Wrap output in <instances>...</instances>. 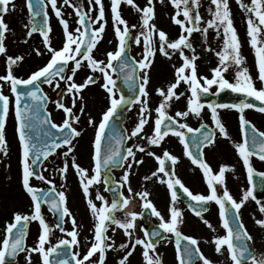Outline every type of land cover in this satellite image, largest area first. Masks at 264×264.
<instances>
[{
    "label": "snow or ice",
    "instance_id": "obj_1",
    "mask_svg": "<svg viewBox=\"0 0 264 264\" xmlns=\"http://www.w3.org/2000/svg\"><path fill=\"white\" fill-rule=\"evenodd\" d=\"M127 3L136 9L141 15V31L138 35H133L132 29L137 25L129 26L128 22L123 19L120 11V6ZM164 0H161L163 3ZM29 10L30 25H25L28 28L27 37H32L33 33L39 31L43 37L42 43L47 51L51 54L47 64L38 70L31 73L27 79L17 78L13 74V66L23 61V56H7L8 72L7 75L0 76V81L10 82L11 91L15 96V117L17 121V132L22 150V187L30 196L32 201V213L22 214L15 212L13 221L6 224L3 239L0 240V264H14L15 258L21 252L26 253L28 264H32V253H38L42 258V264H94L90 258L99 253V260L96 264H105L106 252L108 249L115 246L107 241L111 239L107 236L108 228L112 225L122 229L128 236L127 243H121L119 248L125 251V254L119 259L118 264H130V257L134 254L138 246H141L143 251V259L145 264H162V260L156 253V244L153 238L160 236V231L153 229L151 233L145 230V238L137 237L132 240L135 229V221L142 213L126 214L124 218H119L115 213L129 203L127 197L120 190L124 185H127L128 192H132L130 184V176L134 165L143 163L142 159H137V151L145 153L146 149L140 144H134L131 147L122 148L126 140L133 137H138L144 132L145 125L148 124V117L151 115L149 109L150 92L148 85L150 83L149 71L154 62L156 54V36L158 34V51L165 57H170L172 50H179L183 58V64L175 69L176 80L171 83L167 89L159 88L157 93L162 97V101L156 107L155 112V127L153 135L147 136L149 145H160L161 142L170 133L179 138L184 146L185 154L191 158L193 164L198 165L206 178L210 189L209 195L193 194L182 181L176 177L174 165L177 162V157L171 155L167 150L163 153V158L156 155L154 152L148 151L147 155L155 156L159 162V167L152 172L151 176L156 177L158 173H163V177H168L165 181L160 177L161 183H166L171 190L172 201L175 202L179 196L176 190L178 185L183 193L190 198L189 208L203 220L209 227L213 228L212 224L204 218L203 213L208 211L207 204L215 201L219 205V214L222 220V226L226 230L223 236L215 238L216 251L222 253L224 246L229 253L232 264H264V254H254L250 249L248 241L253 238L245 227L241 219V209L246 202L251 198L256 200L259 205L260 212L264 213V202L256 199L254 195V185L252 188L246 189L243 192L242 198L237 201L229 192L225 184V173L232 171L229 165H221L219 172L214 173L210 165L204 160L202 151L204 146L213 145L216 140L217 133L207 125L201 124L200 128H192L187 123H181L178 118L188 117L189 114L200 116L204 103L201 102V95L209 92L213 85H217V91L230 89L235 93H242L245 99L235 104H207L211 110L212 119L215 128L219 134L225 138H230L229 133L219 118L218 108L236 109L240 113V125L243 140L235 144L239 156L243 160V164L248 172L250 184L253 181L255 169L252 166L251 157L256 156L261 161H264V131H260L246 118L245 109H256L264 113V88L257 89L251 75L246 67H243V57L239 51V41L236 30L231 18V9L228 0H211L215 5V10L209 9L212 18L206 21L207 26L201 27L203 17L199 12V0H171V3L176 8V14L172 17L177 25L181 26L182 33L175 41H169L167 34L163 30H157L154 23H150L154 19L155 9L152 0H147V6L140 8L135 0H111L112 20L114 23L115 34L118 37L119 45L116 51H110L107 55V62L97 60L93 56V50L96 49L99 41L103 38L105 32L106 11L103 0H88L89 11H85L79 4H75L72 0H63V5L58 6V0H26ZM240 7L249 13L248 17V35L251 37V44L255 48L257 63L259 67V79L264 81V46H258V43L264 45V41H258V35L261 32V25H264V0H251V4L245 3V0H237ZM15 8L12 0H0V54H6L5 39L6 33L9 31V25L5 22V15ZM48 5L54 11L63 28L65 41L63 47L59 50L55 49L51 44L50 33L52 27L49 23ZM70 6L74 9L77 17L78 27L75 30L70 28L69 21L64 18L62 12L63 6ZM98 5V14L94 17L90 15L92 6ZM256 19L253 18V15ZM42 15V23L37 18ZM184 19H179V16ZM96 25V27H93ZM191 25V26H189ZM123 26V28H121ZM223 28L224 33V48L223 53L217 52L216 55L220 58V64L212 71V78L198 77L196 55L191 57L185 55L184 48L191 49L195 52L189 37L193 32H201L205 38L209 29H216L217 36L220 35V28ZM184 33H187L185 35ZM230 34V35H229ZM134 39L137 45L141 44L143 38L144 52L140 60L134 57L125 56L128 47L129 38ZM27 42V41H25ZM211 50V49H209ZM231 50V51H229ZM37 54H42L39 49H35ZM87 62V66L93 73L99 72L103 76L104 83L102 87L109 94L110 106L103 112L102 118L96 128L94 139L93 162L94 167L92 174L89 170L77 163L74 155L71 156V164L68 157L74 152V140L81 136V131L73 126V122H79L80 116L73 113L72 107H67L62 101H57L56 106L62 109L65 113V118L61 124L55 123L51 119V113L47 111L46 103L48 101L47 94L43 92L41 84L54 86L56 89L61 88V81L66 85V92L73 94H81L89 84H95L97 78L90 75L84 83H76L74 77L79 69L83 66V62ZM71 62L72 67L69 68ZM116 62V63H114ZM236 66V82H230L226 79V73L230 66ZM123 78L129 91L138 89L134 99L126 97L123 93L117 98L116 95V80L113 79L112 73L117 72ZM190 71V74L188 72ZM70 72V74H68ZM142 73V75L140 74ZM58 78V79H57ZM203 79V84L201 83ZM181 82L187 83L191 91V97L188 99L186 111H177L175 117L169 115L167 109L171 107L173 99L179 100L183 93H178L176 89ZM23 86V90H21ZM2 88V86H0ZM247 98H254L261 102L259 105L251 103ZM22 101L23 104H22ZM73 107L76 104L74 98ZM139 104V120L135 127L131 129L130 135H124L118 132L114 123V117L117 110L122 104ZM10 111L9 96L4 95L0 90V152L4 155L8 154V142L6 139V121ZM81 108L80 112L83 113ZM90 124H95V121L90 119ZM111 126V131H108ZM208 128L207 131L202 129ZM193 133L191 142L188 141L186 133ZM55 130V131H53ZM199 133V135H196ZM66 148L63 151V156L66 158L63 167L59 169L61 175L67 173L69 167L75 169L80 177L81 186L87 204L95 217L94 225V242L86 254L81 256L79 251L74 250L80 245L78 225L71 210L67 206V196L64 191H57V186L53 180L48 179L43 175V171L37 172L33 166H42L43 161L49 159L52 155H60L58 149ZM197 149L194 153L191 149ZM135 149V150H134ZM166 160H170L173 164V170H166ZM120 166L124 168L121 180L115 182V187L106 188L107 191L114 193L111 203L106 198L97 192L95 200L100 201L98 206L91 198L90 187L94 184L103 182L105 185L110 183L109 176L105 175V171L110 172L112 168ZM264 176V173H256ZM40 180L50 187L37 188L31 184V179ZM151 179L146 176L145 180ZM217 185L223 186V194L218 195ZM137 195L144 201L143 207L150 209L151 213L158 217L160 224L159 229L167 233H172L177 237L176 250L179 264H195L194 257H198L203 264H212L206 258L199 248V242L192 236H187L179 230V224L183 222V214L175 206L170 208V219L165 220V217L157 210L153 202L149 199L150 193L142 191ZM194 202V203H193ZM47 204L49 211L58 215L60 223L56 224L62 233H66L70 239L62 238L55 245L46 247L50 244V234L52 228L46 223L45 217L42 214V205ZM71 219L73 225L72 230L68 231L63 227L65 218ZM32 221H38L41 233L38 237L36 246L28 247L26 245V237L28 235V226ZM256 224L264 228V219H257ZM215 230V229H213ZM115 231V229H113ZM181 240L187 243L181 245Z\"/></svg>",
    "mask_w": 264,
    "mask_h": 264
},
{
    "label": "flooded vegetation",
    "instance_id": "obj_2",
    "mask_svg": "<svg viewBox=\"0 0 264 264\" xmlns=\"http://www.w3.org/2000/svg\"><path fill=\"white\" fill-rule=\"evenodd\" d=\"M58 5H60V1L58 2ZM239 26H244V29H239V32L237 34L238 41L242 42L240 43L241 47L239 51L241 56L243 57V67H246L248 69V72L251 75L256 88L262 89L264 88V81H261L259 79L257 56L255 48L251 44V37L248 35V24L243 22L240 23ZM260 28L261 32L258 35V41H264V25H261ZM258 46L264 45L258 43ZM55 47L57 49H60L59 36L55 39ZM117 48L118 42L115 39V41L110 45H107L102 52L96 53L95 56L93 54V56L95 57V59L105 61L106 63V54L110 51H116ZM31 49L34 52L35 47H31ZM135 51L136 50H134V52ZM137 53L138 55L134 56L137 60H140L143 56V53L141 51ZM250 55L252 58V65H248L247 63V58ZM47 59L48 57L42 54L39 60L40 62H38L36 64L37 66L32 68L31 70L43 67L46 64ZM154 63L155 57L149 71L150 83L148 85V90L151 94L148 105L149 109L151 110V115L148 117V120L151 123H155V119L157 118L155 109L162 101V97L157 93V89L163 88L166 90L167 87L171 83L175 82L177 78L175 71L176 68L173 67V69H168L166 71L165 67L157 68ZM216 67L211 66L208 68H202L201 70L197 71L198 77L212 78L214 75L212 70ZM237 71V67L233 65L230 66L229 70L224 73V75L230 82H236ZM188 73H190V71ZM140 74L142 75V73ZM90 75H94L97 78V82L95 84H89L85 89L82 90L81 94H77L75 97L73 96V94L66 92V85L64 82L61 84V88L59 89H56L54 86H49L47 84H43L41 86L43 92L46 93L48 97V101L46 104L47 111L51 113V119L55 123L60 124V122L62 123L63 119L65 118V113L63 112V110L57 108L56 106L57 101H62L67 107L73 108V113L80 116V121H84L86 125L90 124L89 120L95 119L94 117L96 113H92L93 110L89 112L84 110L83 113H81L80 109L82 107V104L84 109L87 103H89V99L87 100V97L89 93L92 92L95 87H97L96 85H98V93H96V98L98 100L100 99L98 107H102L103 109L99 112L95 124L101 119L103 112L106 111L110 106L109 94L102 87V84L104 83L102 74L98 71L93 73L87 65H84L77 71L74 80L78 84L84 83L86 78ZM112 75L113 79H115L117 83L121 84L123 89L122 93L125 95V97L128 98V88L125 83L123 81L120 82L118 76H116L115 73H112ZM201 83L203 84V79H201ZM116 90V95L118 98L121 92L117 88ZM176 91L178 93H183V95L180 96L179 100L173 99V101L171 102V107L167 109L169 115L173 117H175L177 111L187 110L188 99L189 97H191V91L187 83L181 82ZM213 95L216 96L212 97ZM74 98L76 99V104L73 107L72 101ZM101 98H103L104 104ZM200 99L201 102L205 105L201 111L200 116L190 113L188 117L178 119L181 123H187L194 129L200 128L201 124H205L208 126V128H211L217 133L215 143L213 145L203 147V158L210 165L214 173L219 172L221 165H229L232 167V171H227L225 173V184L230 194L237 201H239L242 198L243 192L246 189L251 188L247 169L245 168L243 160L239 156L238 151L235 147V144L240 143L243 140L239 118L240 113L236 109H217L219 118L222 120L229 133L230 138H225L221 136L218 130L215 128L211 110L207 107L206 103L211 101L212 104H235L239 103L241 100H244L245 95L242 93H235L230 89L217 91V85H213L208 93L201 95ZM247 99L251 103H253L255 100L254 98ZM139 110L140 105L138 103L131 104L130 106L122 110L125 133L121 134L130 135L131 129H133L136 123H138ZM86 114L88 115L89 119L86 118ZM245 114L247 120L255 125L257 129H259L260 131H264V113L256 109H245ZM73 126L79 129L77 122H73ZM207 130V128L202 129V131ZM183 131H185L188 141L191 142L193 133H187L186 129ZM150 135H153V131L146 129L140 136L133 137L130 140H126L124 145H122V148H126L138 143L144 146L146 151L145 153H140L139 151H137V159H142L143 163L140 165H134L132 169L130 184L133 191L128 192L127 185H124L120 189L123 192V195L128 198L129 203L118 210L115 215L119 218H124L126 214H130L133 212L142 213V215L138 216L135 221V229L133 232L132 240H135L137 237L145 238V230H147L149 233H151L153 229L160 231V236L153 238V242L158 241V243L156 244V253H154L153 255H158L162 260V264H170V259H172L173 264H178L176 253L177 237L172 233L164 232L163 230L158 228L160 224L159 218L154 216L151 213L150 209H145L143 207L144 201L137 195V193L139 192L148 191L150 193L149 199L153 202L157 210L160 211L161 214L165 217V220L170 219V208H172L173 206H175L182 212L183 222L179 224V230L182 234L192 236L198 240L201 252L206 258L212 261V264H232L231 259L227 258L224 254V251L227 250L226 246H224V250L222 253H218L216 251L214 242L217 236H223L226 234V230L222 226V220L219 214V205L215 201H211L207 204L208 211L203 213L204 218L207 219L213 226V228H209L203 222V220L195 215L192 209L189 208L188 205L191 202L190 198L187 196V194L183 193L182 189H180L178 185L176 186V190L178 192L179 198L175 202H173L171 198V190L167 187L166 183L160 182V177H163V173H158L156 177L151 176L152 172L158 169L159 162L155 159V156L147 155V152H154L156 155H159L163 158V153L165 150H167L171 155L176 156L178 158L176 164L174 165L176 177H178L193 194L209 195L210 189L208 187L202 169L198 165L193 164L191 158H189L185 154L183 144L175 135L170 133L167 137H165L160 145H149L147 143V136ZM196 135H199V133H196ZM12 136L13 140L12 145L10 146V150L13 151V153L19 152L20 150L15 133H13ZM94 139L95 133H82L80 137L74 140V152L67 158L69 164H71V156L74 155L77 163H79L82 167L88 169L90 175L92 174V169L94 167V162L92 159L94 153ZM191 150L194 153H197V149L192 148ZM57 151L59 153L66 151V148L58 149ZM251 162L253 168L255 169L252 183L256 185V183L259 182L261 186H264V176L256 174L264 173V161H261L256 156H253L251 157ZM166 170H168L169 172L173 170V164L170 160H166ZM123 172L124 168L116 166L112 168L110 172L105 171L104 173L110 178V183L108 185H105L103 182H101L90 187L91 198L98 206H100L101 202L95 200L97 192L102 194L110 204L113 199L114 193L112 191H107L106 188L115 187V182L121 180ZM66 174V182H69L71 185L75 184L76 186V188H72L74 194L68 195L63 186L62 188L58 187V191H64L66 193L67 206L69 207L77 221V230L79 232L78 238L80 240V245L74 250L79 251L81 253V256H83L85 252L84 246L94 242V225L96 220L87 204V197L83 192L80 177L77 175L75 169L69 167V171L67 173H65L64 175H61L60 173V178L58 180L62 181ZM146 176L151 177V179L145 180ZM163 178L165 181L168 179V177ZM217 188L218 195H222L224 190L223 186L217 185ZM2 201L3 200L0 199V215L4 214L2 213V207L6 205L7 213L4 214V216L8 215L9 222L13 221V215L15 212H20L22 214L32 213V201L31 198L26 194H22L20 195V197L17 196V201L16 203H14V209L12 210L8 209V204H6L5 202H3L1 206ZM261 202H264V198ZM42 214L45 217L46 223H48L52 228V232L50 234V244H46V247L57 244L58 241L62 238L70 239V237L66 236V233H62L58 228L55 227V217L48 211L47 207L43 205ZM241 219L253 238L248 242L250 243L251 248L254 250V254H264V228L256 224L257 219H264V213L260 212V208L256 200L250 198L242 207ZM4 226L5 222H3V227ZM63 227L68 231L72 230L73 225L70 218H65ZM113 229H115V231H113ZM40 233L41 228L39 222H30L28 227V235L26 237V245L28 247L36 246ZM107 236L111 238L107 242H114L115 244L113 248L107 250V260L111 261L114 257V254L118 255V257L120 256V259L125 254V251L120 249L119 245L121 243H127L129 239L128 236H126L124 231L116 225H112L108 228ZM2 239L3 236H1L0 240ZM185 243L187 242L181 240L182 246ZM142 251V247L138 246L134 254L130 257V264H145ZM32 254L36 257L37 260L41 259V256L38 253ZM248 264H251V262L249 261Z\"/></svg>",
    "mask_w": 264,
    "mask_h": 264
},
{
    "label": "rangeland",
    "instance_id": "obj_3",
    "mask_svg": "<svg viewBox=\"0 0 264 264\" xmlns=\"http://www.w3.org/2000/svg\"><path fill=\"white\" fill-rule=\"evenodd\" d=\"M60 1V5H63V0ZM142 1V3L140 2ZM249 1V2H248ZM73 3L79 4L83 7L85 11H89V4L88 0H72ZM229 6L231 9V18L233 20V25L236 30V33L238 34L239 29H244V26H239L240 23H247L249 13H246L240 5L237 3V0H228ZM12 3L15 4V8L11 9L10 5V11L5 15V22L9 25V31L5 34V46H6V54H0V76L7 75L8 72V62H7V56H23V61L19 62L17 65L13 66V74L17 78H25L28 72L36 67L37 63L40 62L41 55L44 53V56H47L49 52L47 51L45 45L42 43L43 37L40 33H33L32 37H27L26 33L28 31V28L25 27V25H30V17L27 9V3L26 0H12ZM135 3L139 5L140 8H143L147 6V0H135ZM154 9H155V16L150 23H154L156 25L157 30H163L169 39V41H175L179 38V36L182 33V29L180 25H177L172 17L176 14V8L171 3V0H164L163 3H161V0H152ZM245 3L251 4V0H245ZM103 4L105 6L106 11V20L107 23L105 25V32L103 33V38L99 41L97 48L93 52L94 56L96 53L102 52L107 45H110L115 41L116 38H118L115 34V28L114 23L112 20V12L110 10L111 8V0H103ZM51 8V6H50ZM98 5L92 6V10L90 12V15L93 17L98 14ZM215 10V5L211 3V0H199V12L201 16L203 17L201 21V27H206V21L212 18V14L210 13L209 9ZM62 12L65 14L64 18L69 21L70 28L72 30H75L76 27H78L77 24V17L75 15L74 9L70 6H63ZM120 11L123 19H125L129 26L131 25H137L136 28L132 29L133 35H138L141 31V15L142 13H139L136 11L135 8L128 5L127 3H123L120 6ZM49 13V21L50 25L52 27V31L50 33L51 38V44L54 47L55 46V39L60 38V44H63L65 41V37L63 34V28L62 25L59 22V19L56 17L54 11ZM253 18L256 19L254 17ZM179 19H184L183 16H179ZM248 24V23H247ZM93 27H96V25H93ZM123 28V26H121ZM248 29V26H247ZM216 29H209V32L207 34V37L197 31L193 32L192 35L189 37V40L191 41L193 48L195 49V52H193L191 49L184 48L185 55L191 57L192 55H196L198 58L195 61L197 65V71L201 70L202 68H208L211 66H219L220 64V58L216 55L217 52L223 53L225 50L224 48V33L223 28H220V35L217 36ZM187 35V33H184ZM230 35V34H229ZM156 43L155 47L157 49L155 54V63L154 65L158 67H165L166 71L169 69L177 68L183 64V58L180 55L179 50L172 51L170 57H165L162 53L158 51L159 43H158V34L156 36ZM27 41V42H25ZM57 43V42H56ZM242 42H239V46L241 47ZM245 44V42H244ZM130 45L132 46V50H136L137 52L141 51L144 52V45H143V38H141V44L137 45L134 41V39H130ZM35 47V49H39L42 54H37V52L34 50L32 51L31 47ZM239 47V50H240ZM55 48V47H54ZM143 51H142V50ZM211 49V50H209ZM135 51L136 55L138 53ZM231 51V50H229ZM133 53V52H132ZM248 65H252V58L251 55L247 58ZM84 65V64H83ZM233 66V65H232ZM72 67L71 62L69 63V68ZM70 74V72L68 73ZM61 84L63 82H60ZM0 88L3 93L7 96H9L10 99V93H11V86L10 82L6 81H0ZM94 88L92 92L89 93L87 100L89 99V103H87L86 107H84V110L87 112L92 111V113H96L95 119H93L95 122L98 118L99 112L103 109L102 107H98L100 99L98 100L96 98V93H98V85ZM103 101V98H101ZM104 104V101H103ZM90 106V107H89ZM89 107V108H88ZM83 108V104L82 107ZM92 108V109H91ZM86 118H88V115L86 114ZM79 129L81 133H93L94 125L95 124H88L84 121L77 122ZM154 130V123L148 122V124L145 125L144 130ZM12 133H14L13 130V119L11 117V114H9V117H7L6 121V139L8 142V154L4 155L2 152H0V199L3 201L1 202V206L3 202L8 204V209H14V203L17 201V196L20 197L23 193V187H22V153H17L10 150V146L12 145L13 136ZM63 152H60V155H55L49 159V161H45L43 165L41 166V171H43V175L47 177L48 179L53 180L57 188H65L68 193L74 194L72 191V188H76L75 184L71 185L69 182H66L67 174L63 178L62 181L56 180V171L63 167L64 159L65 157L62 154ZM60 161V163H59ZM69 171V169H68ZM67 171V172H68ZM31 184L36 187H41L45 185L46 183L40 181V180H34L31 179ZM47 185V184H46ZM2 210L4 214L7 213L6 211V205L2 207ZM1 214L0 215V238L2 236V231L4 229L3 222H5V225L9 222L8 215ZM227 256V254L225 255ZM120 257V256H119ZM118 255L114 254V257L111 261L107 260V257L105 259V264H116V261H119ZM26 259V253L24 252L22 255L18 257V260L14 262V264H28ZM99 257L95 256L92 261L94 264L98 262ZM32 264H42L39 262L36 257L32 254ZM170 264H173L172 259H170Z\"/></svg>",
    "mask_w": 264,
    "mask_h": 264
},
{
    "label": "water",
    "instance_id": "obj_4",
    "mask_svg": "<svg viewBox=\"0 0 264 264\" xmlns=\"http://www.w3.org/2000/svg\"><path fill=\"white\" fill-rule=\"evenodd\" d=\"M39 21H41V23H42V15H41V17H38L37 18ZM127 52H128V47H127V49H126V52H125V56H127V57H129L128 56V54H127ZM21 90H23V86H21ZM23 102L24 101H22V104H23ZM121 108V107H120ZM119 111H117V113H118ZM117 113H116V115H117ZM114 123H115V125H116V129L118 130V132L119 133H122V129H121V126H120V121L118 120V118H116L115 119V117H114ZM112 129H111V126H110V128H109V130L108 131H111ZM34 167V170L35 171H37V172H39V165H36V166H33Z\"/></svg>",
    "mask_w": 264,
    "mask_h": 264
},
{
    "label": "bare ground",
    "instance_id": "obj_5",
    "mask_svg": "<svg viewBox=\"0 0 264 264\" xmlns=\"http://www.w3.org/2000/svg\"><path fill=\"white\" fill-rule=\"evenodd\" d=\"M142 3V1H140Z\"/></svg>",
    "mask_w": 264,
    "mask_h": 264
}]
</instances>
